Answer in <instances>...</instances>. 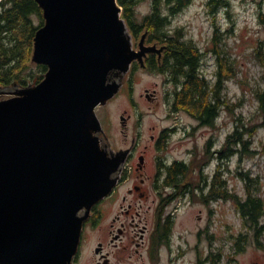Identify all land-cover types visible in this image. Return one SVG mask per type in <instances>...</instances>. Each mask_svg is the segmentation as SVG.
<instances>
[{"label": "water", "instance_id": "95a60500", "mask_svg": "<svg viewBox=\"0 0 264 264\" xmlns=\"http://www.w3.org/2000/svg\"><path fill=\"white\" fill-rule=\"evenodd\" d=\"M35 1L44 24L32 60L48 70L0 100V264H70L84 220L124 163L102 148L96 109L135 61L165 48L144 46L143 35L134 50L117 0Z\"/></svg>", "mask_w": 264, "mask_h": 264}, {"label": "flooded vegetation", "instance_id": "af4514ba", "mask_svg": "<svg viewBox=\"0 0 264 264\" xmlns=\"http://www.w3.org/2000/svg\"><path fill=\"white\" fill-rule=\"evenodd\" d=\"M172 39H177L180 43L186 45H192L193 49L191 51L194 54L190 53L193 55L192 57L197 56L195 71L198 79L204 81V85L208 84V54L216 55L213 64L215 71H212L215 77L211 81L212 95L215 96L216 93L223 102L225 100L222 96V93L224 94L223 86L224 82L228 81H223L220 75L221 64L218 50L215 49V43L212 44V50L208 52V49L202 51L192 40L186 41L183 38L176 37ZM212 41L215 42V37ZM139 43L138 40L134 43L136 51L140 50ZM154 45L158 48H166V45L149 43L148 38H145L144 46ZM165 51L164 49L161 56L158 53H148L144 57V66H141L138 61L132 64L131 68H136L139 65V67L148 71L152 67H156L154 69L165 78L163 94L155 88L146 89L141 97L145 98L152 106L162 103L163 106L168 108V117L175 119L177 122L181 119L179 116L184 114L197 123L196 126L199 130L209 127L216 129L219 115L214 117L212 125L203 124L184 109L176 106L180 94L188 82V78L184 74L191 71V66L189 63L185 68L179 66V61L176 58L179 54L177 51H174L169 60H166ZM150 61H152V67L149 65ZM129 92L132 94L131 88H129ZM212 103L214 105L219 104L215 98ZM230 105L234 106L233 112L229 109L226 110L234 117V111L238 108L234 104ZM221 110H217L219 114ZM122 118L125 119L124 124ZM131 122L132 116L121 117V124L124 128L122 134L125 141L129 139V132L126 130L131 128ZM235 124L236 127L239 124L236 117L234 118V126ZM151 130L156 131V127H152ZM179 130L180 128L176 126L175 122L172 127L163 128L156 134L150 135L149 144L145 145L138 155H136L137 147L142 145L140 141L142 139L141 134H137L135 137L134 141H138L134 142L133 147L127 149L114 148L108 143L103 127L102 131L96 134L102 148L110 156H117L121 153L124 156V163L115 175L118 180L111 193L95 204L84 220L78 249L70 264H236L237 259L235 257L244 253L250 238L255 237L253 230L243 217L238 197H227L225 199L223 196H209V189L215 181L216 174L220 172L221 179H224L223 167L220 170L216 169L214 175L210 177L204 164L200 166L199 163H193L191 160L168 162L165 159L166 157L161 159L160 153L168 148L171 137L173 134H177ZM183 131H186V128H183ZM234 131L229 133L227 138L233 136ZM212 143L213 141L210 140L208 143L209 149L212 147ZM152 150H156L158 155L150 163L149 152ZM226 150L231 151L228 148ZM211 151H213V156H218L220 159L225 152L224 144L221 149H211ZM200 158H197L196 161ZM174 164L183 165L185 174L179 175L177 180L168 181V170ZM149 167H152L154 171L149 170ZM225 180L228 182V179ZM217 181L219 182V180ZM242 199L246 201L247 197L245 196ZM215 203L233 205V209L238 211L243 227L247 230V233L228 236L226 240L232 242L233 253H229L227 260L223 237L218 231L211 233L209 227L208 216L214 218L217 212L213 206ZM192 207H199L200 215L196 220L200 224L203 223L193 233L194 243L190 241L189 236L191 233L187 230L188 226L185 221L184 223L178 222L181 213L187 208L192 209ZM86 215L87 209L82 210L79 214L80 217ZM178 226L180 229H177ZM242 236L245 241L243 242L245 249L243 252H238Z\"/></svg>", "mask_w": 264, "mask_h": 264}, {"label": "rangeland", "instance_id": "374dc122", "mask_svg": "<svg viewBox=\"0 0 264 264\" xmlns=\"http://www.w3.org/2000/svg\"><path fill=\"white\" fill-rule=\"evenodd\" d=\"M209 1L192 0L187 8L171 18L170 27L176 38H183L186 41L192 40L202 51L208 49V52L212 50L213 43H215L212 39L215 37L217 27L220 29L218 32L221 36L218 46L215 44V49L217 48L218 55L219 52L225 51L222 55L226 57L228 69L231 72H229L231 76L226 78L228 82H224V94L222 93V96L228 104H234L237 108L240 106L235 109L234 117L227 112V108L222 107L216 129L209 127L200 130L197 129V123L184 114L179 116L181 119L178 122L169 118V111L166 106H163L162 103L152 106L145 98L141 97L146 89L155 88L163 94L164 76H161L158 71L142 69L139 65L136 68L132 67L130 73L121 77L122 88L120 92L105 105L99 106L96 109V115L106 132L107 142L114 148H132L134 142L138 141H134L135 137L137 134H141L142 145L137 147L136 155L142 151L145 145L149 144L150 135L156 134L163 128L172 127L176 122V126L180 130L177 134H173L168 148L160 153L161 159L166 157L168 162L191 160L193 163H199L200 166L204 164L210 177L214 175L217 166L222 164L224 179H228V189L231 193L242 198H245V184L238 172L242 170L250 172L252 178L258 179L259 194L264 202V111L261 110L260 103L256 98L257 92L264 91V67L258 62L256 54L257 49L264 42V27L258 19L260 11H264V0H228L229 6L227 8L219 7L215 11L209 5ZM149 13L150 0L142 2L136 9L140 21ZM36 22L39 24L38 20ZM129 33L132 36V45L135 49L134 43L136 40L141 42L143 34L137 38L130 29ZM177 33L179 34L176 35ZM215 56V54H208L207 58L209 64L207 74L210 81L215 78L212 73L215 71L213 67ZM129 88L132 89V94L129 92ZM2 89L5 94L0 97V100L9 99L17 90H21V88ZM128 115L132 116V122L131 128L126 130L129 132V139L125 141L122 134L124 128L121 124V117L127 118ZM239 116L243 118L247 127L259 125L256 126L249 144L252 150L259 151V153L254 157H244L242 160L237 152L225 159L213 156L211 149H221L228 134L236 129L234 118L236 117L239 121ZM152 127H156V131L151 130ZM183 128H186V131H183ZM210 140L213 143L209 149ZM237 148L240 146L237 145ZM208 154L211 155L210 160ZM156 155H158L156 150L149 152L150 163ZM197 158L200 160L196 161ZM150 169L152 172L154 171L152 167H149ZM213 206L217 212L214 218L208 216L209 227L211 233L218 231L223 237L227 260L229 253L232 254L233 251L232 242L226 239L232 234L247 233V230L243 227L238 211L233 209V205L215 203ZM199 215V207H192V209H185L178 219L179 223L185 221L187 224L192 243L195 241L193 233L203 225L196 220ZM261 223L264 224V218ZM177 229L180 227L178 226ZM261 241L264 244V235ZM247 246L244 253L235 257L237 259L236 264H264V248L262 249L257 245L255 237L250 238Z\"/></svg>", "mask_w": 264, "mask_h": 264}, {"label": "trees", "instance_id": "16d2710c", "mask_svg": "<svg viewBox=\"0 0 264 264\" xmlns=\"http://www.w3.org/2000/svg\"><path fill=\"white\" fill-rule=\"evenodd\" d=\"M144 1L146 0H117L118 5L123 9L122 17L126 20L130 31L135 37L138 38L140 35L146 33L149 43L166 45V60H169V57L174 54V51H177L179 54L176 58L179 61V66L185 68L188 63L190 64L191 71L184 74L188 78V82L185 89L180 94L176 106L180 109H184L203 124L209 125L214 123V117L219 115L218 111H220L222 107L233 112V105L228 104L225 100L221 102L219 95L217 96L216 93L215 96L212 95L210 80H208V84L204 85V81L198 79L195 71L197 56L192 57V45H186L185 43H180L177 39H172L175 37V33L170 27L171 18L187 8L192 0H150V13L140 21L136 14V9ZM209 5L215 11L219 7L227 8L229 6V1L210 0ZM42 14V10L35 0H2L0 2L1 88H28L39 84L47 73L48 69L46 66L37 65L32 60L36 32L44 24ZM258 19L260 24L264 27V11H260ZM36 20H38L39 24H37ZM218 31H220V29L217 27V31L215 32L216 46H218L221 36ZM178 34L179 33L176 35ZM221 52H219L221 64L220 75L223 81H226V78L231 76V72L228 69L226 57L222 55L225 51ZM256 54L258 62L264 67V42H262L260 48L257 49ZM149 65L152 67V61L149 62ZM154 68L156 67H152L151 70L156 71ZM214 98L219 104L214 105L212 103ZM256 98L260 103L261 110L264 111V91L260 93L257 92ZM238 120L239 124L233 136L226 139L224 144L225 152L220 159L229 158L234 155L235 152L240 155L241 160L244 157H254L259 153V151L252 150L249 147L256 126L259 125L247 127L242 117ZM248 137L251 138L247 139ZM237 145L240 146V148H237ZM226 148L231 149V151L226 150ZM208 156L210 160L211 155L208 154ZM221 166L222 164L218 165L217 169H222ZM184 174L185 167L183 165L174 164L168 170L167 180H177L179 175ZM238 175L245 184L246 201H244L241 196L230 192L227 180L221 179L220 172L216 174L215 181L210 186L209 196H223L225 199H227V197H238L243 217L253 230L257 245L263 248L264 245L262 244L261 238L264 235V224L261 222L264 218V202L259 194L258 179L252 178L250 172H244L243 170L239 171ZM217 180H219V182ZM243 242L245 241L242 236L238 252L244 251L245 245Z\"/></svg>", "mask_w": 264, "mask_h": 264}]
</instances>
